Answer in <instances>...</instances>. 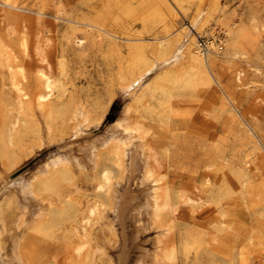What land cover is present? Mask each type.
Returning <instances> with one entry per match:
<instances>
[{"label":"rangeland","instance_id":"obj_1","mask_svg":"<svg viewBox=\"0 0 264 264\" xmlns=\"http://www.w3.org/2000/svg\"><path fill=\"white\" fill-rule=\"evenodd\" d=\"M203 2L204 7H208L211 0ZM197 3L198 0H0V41L13 54L16 65L22 69L18 81L23 91L28 94L25 99L27 104L39 87V63L34 55L36 39L38 35L41 40L47 39L49 46L46 59L51 74H59L60 61L66 64L65 81L70 86L68 95H71V103H74L70 104L72 107L76 104L85 105L86 112L92 115L91 121L95 125H85L83 130L102 140L109 135L108 128L120 117L130 101V96L123 93L122 84L118 83L121 70L138 65L141 58L150 56L151 50L144 46L147 42L140 40H152L156 36L172 32L179 26L176 22V19L179 20L178 15L191 17L196 12ZM219 4L222 11L216 15V20L208 24L210 27L207 26L210 38L219 44L222 54L232 56L234 50L240 51L233 60L221 55H212L210 65L206 60V67L210 66V75L214 81L220 83V87L214 85L212 90L198 81L197 87L178 97L173 104L172 114L176 119L173 126L160 127L156 120V114L160 112L157 104H154V115L151 118H142L144 124L151 128V141L169 147L164 168L167 174L163 181L164 186L171 189L177 185L190 187L205 176L210 179L204 195L207 206L196 217L189 216L187 209L181 206L174 213L172 239L177 244V256L171 264H264V168L258 156L253 153L254 145L264 152V0H219ZM58 15L62 19H57ZM77 38L84 39L83 46L76 43ZM152 78L153 75L149 76L147 81ZM5 82L4 69L0 65L1 129L2 120L10 108ZM193 90L195 91L192 92ZM216 92H220V95ZM226 94L233 99L234 109L232 103H224L223 97ZM54 98L55 96L51 99ZM230 107L234 110L233 113L230 112ZM104 109L107 115L102 120L103 124L97 127L96 119L101 117ZM27 115V109L24 108L14 143L9 144L16 151H20V155L17 152L19 160L23 158L17 171L25 170L26 173L30 170L32 174L40 164L51 160L50 158L72 155L88 159L87 140L79 138L72 141V128L62 135L54 133L55 137H51L44 130L45 144L36 151L37 155L35 152L25 159L36 140L34 133L26 126L29 119ZM246 128L252 129L253 135L246 133ZM21 151H24L23 154ZM247 155H250L251 168L254 171L247 172L245 169L244 160ZM71 162L76 164V159ZM103 162L107 166L110 164ZM3 163L4 158H0V177L2 170L7 168L6 163ZM106 165H100L94 172L88 166L85 169L86 174L84 171L82 173L80 167H76L75 186L78 188L71 186V193L76 194L77 191V196H74L82 202L86 201V195L92 199L94 174L103 170ZM30 173L28 172L25 180L31 177ZM146 183L140 169L136 173L132 188H145ZM26 185L24 182L13 187L7 195L0 197V205L9 198H19L23 190L27 191ZM222 206L238 212L231 219L245 225L242 238L235 244L230 256H225L223 246H209L206 242L210 224L217 222L216 211ZM32 207V213L30 211L27 216L31 222L37 216L38 202L34 201ZM14 208L16 215L17 207ZM133 213H138V209ZM139 218L140 221L129 223L130 231L134 227L149 224L146 214ZM110 219L117 229L113 214ZM2 224L0 220V231L8 238L3 242V264H21L15 258L17 252H12L15 251L17 241L9 236L22 230L13 223H9L8 229L4 230ZM148 227L142 238L147 241V248L153 250L159 233L154 225ZM110 232L104 230V226L98 229L97 236L99 244L101 243L99 246L106 249L103 260L98 261L99 264H108L111 261L117 264L120 237L116 232ZM249 238L256 239L261 245L260 249L253 250L244 260L239 258L238 253L240 246ZM135 255L136 252L132 254L133 259ZM61 262H64L63 256L59 264Z\"/></svg>","mask_w":264,"mask_h":264},{"label":"bare ground","instance_id":"obj_2","mask_svg":"<svg viewBox=\"0 0 264 264\" xmlns=\"http://www.w3.org/2000/svg\"><path fill=\"white\" fill-rule=\"evenodd\" d=\"M203 3V0H198L196 12L191 17L178 15L179 20L176 19V22L179 26L172 32H167L168 34L164 36H156L152 40H140L147 42L144 46L151 50L150 56L141 58L140 65L121 70L118 83L122 84L123 93L130 96V101L120 117L108 128L109 135L102 140L96 138L93 133H86L83 130V126L92 123V115L86 112L85 105L71 106L74 103H71L70 94L68 95L70 86L65 81L66 64L60 61L59 74L57 76L51 74L46 59L49 46L47 39L41 40L39 35L36 39L34 55L39 63L37 67L39 87L33 99L28 100L27 104L25 99L28 94L23 91L18 81L22 69L16 65L13 54L0 41V65L4 69L6 80L4 86L8 89L7 100L10 107L2 120L3 128H0V158H4L6 164H3L7 167L2 168L4 170L0 177V197L3 198L16 185L24 182L27 184L25 187L27 191L23 190L19 198H9L0 205V220L4 230L8 229L9 223L15 224L22 230L8 235L9 238L17 241H15L16 248L13 247L15 251L12 252L13 254L17 252L14 257L21 264H59L62 256L64 262L60 264H99L98 261L106 253V249L99 246L101 243L99 244L97 236L99 227L103 226L104 230H110L112 234L116 232L120 237L121 246L117 255V264H171L175 260L177 244L172 239L174 213L181 206L187 209L189 216L196 217L207 206L204 195L207 193L210 179L205 176L190 187L177 185L171 189L164 186L163 181L167 175L164 168L169 147L151 141V137L149 138L152 133L151 128L144 124L142 118H151L154 104H157L156 107L160 108V112L159 115L156 114V120L160 123V127L173 126L176 123L172 114L173 104L178 97L190 92L198 81L212 90L214 85L220 87V83L214 81L210 75V66L206 67V60L209 63L212 55H221L233 60L240 54L239 50H234L232 56L222 54L219 44L217 45L216 41L210 38L207 26L211 21L216 20V15L222 11V8L219 0H211L208 7H204ZM56 18L62 19L59 15ZM84 42L81 38L76 40L79 46H83ZM25 54L28 56L27 50ZM151 75L153 78L147 81ZM216 93L220 95V92ZM53 96L55 98L51 99ZM223 100L224 103H232V108H235L230 95H224ZM24 108L27 109L29 117L26 126L36 136L33 146H29L28 153L24 154L25 159L34 155L45 144L44 130L53 137L54 133L62 135L71 128L74 130L72 141L79 138L87 140L88 159L84 160V157L76 158L72 155L50 158L51 160L44 161L32 174L29 170L31 177L25 180L29 175L28 172L17 171L23 158L20 161L18 150L13 149L15 148L13 145V148L9 145L14 143L15 132L22 119L20 116ZM232 108L230 107L231 113L234 111ZM106 115L104 109L101 117L96 119L97 127L103 124L102 120ZM234 117H237L236 114ZM246 133L252 134V129L246 128ZM253 153L258 156L264 168L263 150L254 145ZM69 158L71 160L75 158L76 164ZM103 161L109 162V166ZM138 161L141 163H137ZM101 163L106 167L98 173L95 172L94 177L89 175L93 177L92 199L85 192L86 201H80V198L74 196L78 192L72 194L70 188L76 184L75 168L80 167L82 173L83 171L85 173V169L89 166L94 172L102 165ZM244 164L247 172L254 171L251 168L250 155L246 156ZM140 169L147 187L136 190L132 188V184ZM34 201L38 202L37 216L31 222L28 221L27 216ZM14 206L17 207V216L14 215ZM137 209L138 213H133ZM237 213L227 206L219 207L216 211L218 220L211 222L209 227L210 232L206 242L209 246H223L225 256L232 254L235 244L242 238L244 232L245 225L231 219ZM112 214L116 219L117 229L111 223ZM143 214L147 215L149 224L158 229L159 235L155 239L153 250L147 248V241L142 238L149 224L129 230V223L140 221L139 216ZM2 232L0 231V264L5 262L2 261V251L5 249L3 242L8 239ZM260 245L256 239L249 238L240 246L239 258L245 260L253 250L260 249ZM134 252L136 255L133 259ZM132 259L133 263H131Z\"/></svg>","mask_w":264,"mask_h":264},{"label":"snow or ice","instance_id":"obj_3","mask_svg":"<svg viewBox=\"0 0 264 264\" xmlns=\"http://www.w3.org/2000/svg\"><path fill=\"white\" fill-rule=\"evenodd\" d=\"M114 107H115V105H114Z\"/></svg>","mask_w":264,"mask_h":264}]
</instances>
